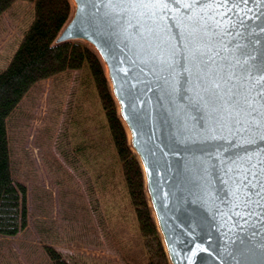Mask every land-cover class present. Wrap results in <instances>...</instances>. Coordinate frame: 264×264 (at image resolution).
<instances>
[{
	"label": "water",
	"instance_id": "95a60500",
	"mask_svg": "<svg viewBox=\"0 0 264 264\" xmlns=\"http://www.w3.org/2000/svg\"><path fill=\"white\" fill-rule=\"evenodd\" d=\"M69 1L70 14L54 43L79 41L99 58L140 165L168 264H264V223H242L233 217L219 194L224 176L215 163L237 150L264 151V139L236 147H230L232 140L208 139L202 131L203 114L186 103L183 73L176 91L169 92L156 73L137 66L139 61L128 70L133 57L123 36L93 10L89 0ZM238 13H243L248 33L264 39V0H243ZM159 23L167 27L158 47H183L172 19Z\"/></svg>",
	"mask_w": 264,
	"mask_h": 264
},
{
	"label": "snow or ice",
	"instance_id": "6c2138e0",
	"mask_svg": "<svg viewBox=\"0 0 264 264\" xmlns=\"http://www.w3.org/2000/svg\"><path fill=\"white\" fill-rule=\"evenodd\" d=\"M243 0H89L123 36L133 57L175 92L183 73L188 106L204 116L208 139L230 147L264 139V39L249 34L238 13ZM181 33L183 47L161 50L166 22ZM244 20L250 19L243 17ZM123 42V41H122ZM217 156L220 153H216ZM224 182L219 194L242 223H264V151L229 152L217 159Z\"/></svg>",
	"mask_w": 264,
	"mask_h": 264
},
{
	"label": "trees",
	"instance_id": "16d2710c",
	"mask_svg": "<svg viewBox=\"0 0 264 264\" xmlns=\"http://www.w3.org/2000/svg\"><path fill=\"white\" fill-rule=\"evenodd\" d=\"M14 1L0 0V15L13 7ZM25 1L33 3L31 21L0 69V235H15L27 224L26 186L12 173L8 119L35 83L75 72L79 78L74 99L80 100L71 101L72 128L81 125L76 124V115L87 119L88 110L82 108L92 101L99 121L93 130L90 125L78 128L83 132L74 150L88 156L93 188L108 206L106 221L109 218L113 222L112 241L120 256L115 264H168L147 202L140 165L129 147L99 58L82 42L54 43L70 14V1ZM90 118L94 120L92 114ZM45 250L53 264H71L51 245H45Z\"/></svg>",
	"mask_w": 264,
	"mask_h": 264
},
{
	"label": "rangeland",
	"instance_id": "374dc122",
	"mask_svg": "<svg viewBox=\"0 0 264 264\" xmlns=\"http://www.w3.org/2000/svg\"><path fill=\"white\" fill-rule=\"evenodd\" d=\"M13 5L0 15V69L33 15L31 1L15 0ZM77 77L71 72L38 81L8 119L12 173L26 186L27 224L15 235H0V264H53L45 245L71 264L120 262L113 222L106 221L108 206L93 188V167L88 156L74 150L83 132L78 128L90 125L93 130L99 121L92 101L82 108L88 110L87 119L76 115L81 125L72 128Z\"/></svg>",
	"mask_w": 264,
	"mask_h": 264
},
{
	"label": "bare ground",
	"instance_id": "6f19581e",
	"mask_svg": "<svg viewBox=\"0 0 264 264\" xmlns=\"http://www.w3.org/2000/svg\"><path fill=\"white\" fill-rule=\"evenodd\" d=\"M71 140V139H70Z\"/></svg>",
	"mask_w": 264,
	"mask_h": 264
}]
</instances>
